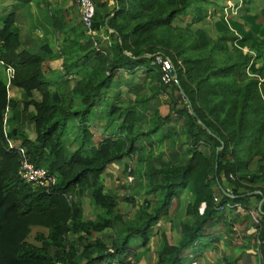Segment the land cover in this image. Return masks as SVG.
Returning a JSON list of instances; mask_svg holds the SVG:
<instances>
[{
	"label": "trees",
	"instance_id": "1",
	"mask_svg": "<svg viewBox=\"0 0 264 264\" xmlns=\"http://www.w3.org/2000/svg\"><path fill=\"white\" fill-rule=\"evenodd\" d=\"M17 1L9 13L0 5V264H139L184 192L179 237L169 244L161 235L155 264H191L190 253L211 241L205 230L214 219L240 208L253 221L252 200L261 202L252 224L256 261L264 264V0L261 22L251 14L254 0H238L245 33L224 19V0H113L111 9L92 0L94 38L81 22L68 23L62 7ZM34 2L44 4L47 19L39 45L28 48L16 10ZM208 9L220 16L215 38L181 25L185 17L201 21ZM157 54L173 65L169 85L152 64ZM55 60L62 61L58 80L45 79L44 64ZM159 95L167 98L165 116L158 103L149 106ZM23 157L55 184L26 183ZM121 161L137 165L125 166L132 181L123 198L103 180ZM120 202L136 206L133 218L120 214ZM33 228L41 230L34 243Z\"/></svg>",
	"mask_w": 264,
	"mask_h": 264
},
{
	"label": "rangeland",
	"instance_id": "2",
	"mask_svg": "<svg viewBox=\"0 0 264 264\" xmlns=\"http://www.w3.org/2000/svg\"><path fill=\"white\" fill-rule=\"evenodd\" d=\"M47 3L52 7H62L63 9L66 7V5L64 4V1L67 5V9H64L65 11H68L69 14L72 17L73 14V21L76 22V18H74V12L76 9V6L74 4V0H46ZM18 2L17 0H0V5H4L5 6V12L9 13L10 12V5L14 4ZM238 0H224L222 1V6H224V19H231V22L234 23L237 21H239L240 26H241V32H246L248 31V24L246 23V21L244 22L242 20V18L238 17V14L241 13V2ZM44 7V4H41L40 2H38L37 4L32 3L31 4V10L30 13L32 14V16H35L36 19L39 18V12L37 11V8H41L40 6ZM262 4L260 3V1L258 0H254V5L252 6L251 9V14H257L258 22L263 21L262 17L258 15V11L259 9L262 7ZM17 13V24H18V28L20 29V32L24 37H26V32L28 34V36L30 35L32 37V39L35 42V45H39V41L41 38L36 37V30H40V28L38 27L37 24H34L33 20H31L28 16V8L26 6H21L16 10ZM213 12L211 9H208L207 11H203V14L201 16V21L198 22H194L191 23L190 22V18L189 17H185L183 18V21L181 22V25L186 26L187 28L189 27L191 31H195L196 29H202L204 30L210 37L215 38V36L218 34L217 30L214 27V22L218 20V18H220L219 14L216 13L215 15H213ZM47 14H42V17L44 19H47L46 17ZM69 15V16H70ZM236 19V20H234ZM35 21V20H34ZM36 25V27L34 26ZM41 32V30H40ZM30 33V34H29ZM237 33H239V31L236 30L235 34L237 35ZM26 42V41H25ZM243 52L247 53L248 50L247 49H243ZM55 64V63H54ZM52 64L55 68L58 69V67H56V64L54 65ZM47 67V65H45V68ZM248 74V72H246ZM58 74L56 73H52L49 75L48 72L45 71L44 74V78L45 79H50L51 81H53L54 79L56 80L58 78ZM140 78L136 79V82H140L139 81ZM58 80V79H57ZM55 87V86H54ZM125 90V89H124ZM143 92H146L143 91ZM142 92V93H143ZM148 92V90H147ZM9 96L10 97H14V98H21L22 94L20 91L17 90H10L9 91ZM131 99H135L136 95L134 94H130L129 95ZM166 100L167 98L163 95H159L156 99L152 100L149 102V106L151 107L152 105H154L155 103L159 104V112L162 116H165L167 114V104H166ZM92 132L95 136V142L98 141L100 139V136L98 134L97 131L94 130V128H92ZM26 132H28V135L30 137V139L34 138V134L27 128L25 129ZM18 143H12V145H17ZM162 148H159L156 151V154H158V152H161ZM126 164H128V172L130 171L131 168H137V165L135 163V161H121V164H116L114 165L115 167L109 166L108 169L106 170L104 176H103V180L105 183V186L108 190H113L114 192H116L119 196V198H123V196H125V190L123 189L124 186L129 185V182L132 179V176H129L127 174L124 173L125 170V166ZM259 166L256 164V167ZM217 193V191H216ZM217 195V194H216ZM251 196V195H249ZM219 198V197H218ZM187 202H188V196L187 194L181 193L178 197L177 200H174L169 208V217L168 219H165L164 221H160L156 226H155V235L153 237V239L150 240V243L148 245V252L146 253L145 256V260L144 262H146V264H154L156 262L157 259V252L159 249V238L161 237V235H164L165 238L167 239V242L169 244H175L178 237H179V229L176 226L177 223L176 222V218L177 217H184V212L186 210V206H187ZM85 216L86 218H93L94 217V211L92 209V207L89 205L88 201L85 200ZM251 206H252V223L254 222L256 224V219L257 217V211L254 210L255 207L258 208L259 204H257L254 200L251 201ZM136 206H131L129 204L120 202L119 203V212L120 214H122L123 216H126L128 218H133L134 213L136 212ZM241 230V229H238ZM38 231H41L40 229L37 228H33L32 229V233L30 236V242L34 243L33 240V234L37 233ZM234 241V240H233ZM232 241V242H233ZM240 242L235 241L233 242V244L229 245V247L227 248V251L225 252H232L233 247L236 244H239ZM229 244V243H228ZM188 254V253H187ZM191 256H189L190 258L192 257V254L190 253ZM209 256V260L210 262H214L216 260V256L214 255L213 252H203L200 251L196 257L199 258V264H204V257ZM189 257H187L188 259H190ZM208 258V257H207ZM143 260L139 263V264H144ZM193 264V263H191Z\"/></svg>",
	"mask_w": 264,
	"mask_h": 264
},
{
	"label": "crops",
	"instance_id": "3",
	"mask_svg": "<svg viewBox=\"0 0 264 264\" xmlns=\"http://www.w3.org/2000/svg\"><path fill=\"white\" fill-rule=\"evenodd\" d=\"M107 1H108L109 9H111L115 6V1H113V0H107ZM64 4L66 5V7L64 9H67L68 4H66L65 1H64ZM40 7L41 8H37V11L39 12V18L38 19H36L35 16H32V14L30 13L31 6L28 9V16L30 15L29 18L31 20H33L34 24H37L38 27L40 28L41 32H40V30L37 29L36 35L41 38L43 35L42 25H46L45 24L46 19H44L42 17V14L45 13V9L42 5ZM74 10H75L74 18H76V22L73 21V14L71 17L69 12L66 11L67 15H65V19L70 24L71 23H77L78 24L80 22L79 12L77 10V7ZM260 10H261V8L259 9L258 12H260ZM260 16H261V14H260ZM236 23H238L240 25L239 21H237V20H236ZM34 26L36 27V25H34ZM231 30H232V28H231ZM248 30H249V27H248ZM39 43H40V41H39ZM33 46L37 47V45H35V42L32 39V37L30 35L28 36V34L26 32V47L32 48ZM54 63L56 64V67H58V69L52 65ZM61 63H62L61 60L49 61L46 64H44V68H45V65H47V67L45 68V71L48 72L49 75L52 73H56L58 70L61 69ZM94 141H95V137H94ZM116 164L117 163H114L113 167H115L114 165H116ZM119 164H121V163H119ZM232 210H235L234 213L233 212L232 213H226V214H223L221 218L214 219L211 226H209L205 230V234L211 238V241L210 242L206 241V244H208V245H207V247L202 248L201 251H203L204 253L207 251L213 252L214 255L216 256V260L214 262H210L209 256H206V257H204V264H258L256 261V257H255L256 248L254 246L255 245L254 244L255 243V240H254L255 227L253 226V224H255V223L252 224V221L250 219L242 216L239 213L241 211L240 208H236V209L233 208ZM232 210L230 209L227 212H230ZM235 214L237 216H235ZM251 216H252V213H251ZM223 218H225L229 222L228 225L226 223H224ZM238 229H241V230H238ZM153 237L151 239H153ZM160 238H159V244H160ZM232 241L233 242L238 241L240 243L236 244L233 247L234 250H232V252H230V253L225 252V251H227V248L229 247V245L233 244ZM223 259H227L230 263L226 262V261L222 262ZM142 260L144 262L145 256L141 259V261ZM191 260H192L193 264H199L200 263L199 258L195 257L194 255H192ZM144 264H146V262H144Z\"/></svg>",
	"mask_w": 264,
	"mask_h": 264
},
{
	"label": "built area",
	"instance_id": "4",
	"mask_svg": "<svg viewBox=\"0 0 264 264\" xmlns=\"http://www.w3.org/2000/svg\"><path fill=\"white\" fill-rule=\"evenodd\" d=\"M74 3L79 12V19L86 35L90 38H94L96 36V33L93 30V17L95 9L94 3L92 2V0H74ZM101 40L102 42H105L107 44L108 36L102 34ZM95 47H97L96 44ZM152 64H156L160 67L162 72L161 82L164 85H169L172 80L175 79V75H173L172 73L174 71V68L169 58L157 54ZM20 152L23 155V151L20 150ZM19 175L26 183H30L33 186L43 189L46 188V190L50 189L55 184L54 176L48 174L47 170L45 169L35 168L24 157L22 158L20 163ZM214 201H218L216 197L214 198Z\"/></svg>",
	"mask_w": 264,
	"mask_h": 264
},
{
	"label": "water",
	"instance_id": "5",
	"mask_svg": "<svg viewBox=\"0 0 264 264\" xmlns=\"http://www.w3.org/2000/svg\"><path fill=\"white\" fill-rule=\"evenodd\" d=\"M149 57V56H148ZM180 93H181V95L184 97V94H183V92L180 90ZM189 104V103H188ZM189 108H190V113L194 116V117H196L195 116V114H194V112H193V110L191 109V107H190V105H189ZM260 192H252V193H248L247 195H256V194H259ZM260 205H261V202L259 203V206H258V212L260 213Z\"/></svg>",
	"mask_w": 264,
	"mask_h": 264
},
{
	"label": "clouds",
	"instance_id": "6",
	"mask_svg": "<svg viewBox=\"0 0 264 264\" xmlns=\"http://www.w3.org/2000/svg\"><path fill=\"white\" fill-rule=\"evenodd\" d=\"M8 73L10 74H12V71L10 70V69H8ZM8 95H9V92H8ZM15 145H12V142H10V147H14Z\"/></svg>",
	"mask_w": 264,
	"mask_h": 264
}]
</instances>
